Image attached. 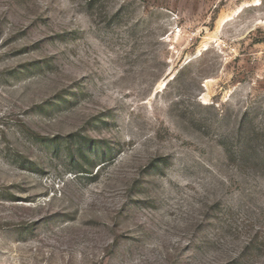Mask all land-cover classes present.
Segmentation results:
<instances>
[{
    "label": "rangeland",
    "instance_id": "obj_1",
    "mask_svg": "<svg viewBox=\"0 0 264 264\" xmlns=\"http://www.w3.org/2000/svg\"><path fill=\"white\" fill-rule=\"evenodd\" d=\"M0 264H264V0H0Z\"/></svg>",
    "mask_w": 264,
    "mask_h": 264
},
{
    "label": "built area",
    "instance_id": "obj_2",
    "mask_svg": "<svg viewBox=\"0 0 264 264\" xmlns=\"http://www.w3.org/2000/svg\"><path fill=\"white\" fill-rule=\"evenodd\" d=\"M175 31L178 33L180 31V28L179 27H176L175 28Z\"/></svg>",
    "mask_w": 264,
    "mask_h": 264
}]
</instances>
